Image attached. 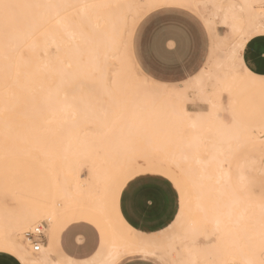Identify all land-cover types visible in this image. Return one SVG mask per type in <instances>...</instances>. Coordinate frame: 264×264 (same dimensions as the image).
<instances>
[{"label":"bare ground","instance_id":"obj_1","mask_svg":"<svg viewBox=\"0 0 264 264\" xmlns=\"http://www.w3.org/2000/svg\"><path fill=\"white\" fill-rule=\"evenodd\" d=\"M199 2H201L202 4H205L206 2H208V0H199ZM212 2H213V4H212L213 10L212 9L211 10H212V18L213 19H209V20H207V21L205 20V21H206V24H207L209 31L217 39L216 49L217 48L222 49L223 53H224L223 59H217V60H216L215 56H213V54L210 55V57H211L210 59H211V61H213V64L215 63L216 66L225 67V69L220 74H218V72H217V74H218L217 76L219 77V79L217 77H215L216 79H218V81L215 79L216 80V81L214 80L215 84L213 83L214 86L216 85V87L219 88V85L217 86L219 80L221 81L223 79L222 80L223 83H221V84H225V87H226V86L230 85L228 80H230L232 78H236V75L240 74L238 71H236L234 69V55H235L237 49H239V52H240V63L246 65L248 68V64L246 62V56H245V54H246V43L253 36H255L257 34L264 33V5H263L264 3H263V0H225L224 2L222 0H213ZM135 6L136 5H135L134 0H122V1H120V0H0V66H4L6 68V66L7 67L12 66L11 64H13V65L15 64V66H16V64H19V65H23L26 67L27 66L32 67V68H30V70L28 68H26V71H25V72H27L25 77L29 81L35 80V75L33 72H37V73L40 72L42 74V73H45L46 71L50 72V76H51V78H53V80L57 79L58 80L57 82H62L63 84L68 83L69 81L78 80V79H80L81 82H84L88 78V79H91V81L95 80L94 82H96L100 79L106 78L109 71L112 69V68L109 69V67H108L109 58L113 59V57H114L116 59V54H117L116 50L118 52H120L117 49L118 41L120 39L122 40V38H123L120 36V34H121L120 33V27L123 24L126 25V22L129 20V19L127 21L124 20L126 17V14H128V12L131 11L132 14L136 13V11H135L136 7ZM137 9H140V6H138ZM198 10H199V8H198ZM138 12H140V11H138ZM202 14H204V13H202ZM216 17L220 18V22L222 24H228L230 26L233 37L235 36L236 40L229 41L228 36H224L222 34L223 33V32H221L222 30L220 31L219 26H216V24H215L216 21L214 19ZM128 27H129V23H128ZM124 29H125V27H124ZM125 33H127V32L125 31L123 33V36ZM121 43H122V41H121ZM41 50H42V53L43 52L46 53V55L44 53V55L46 57V60H44V61H42L40 58V51ZM45 57H44V59H45ZM115 61H117V60H115ZM118 61H119V59H118ZM117 64H119V63H117ZM35 65L44 66V67H43V69L38 71V69L34 67ZM111 66H112V64H111ZM114 66H116V63ZM120 66H121V63H120ZM221 67H219V70H222ZM116 68H117V66L114 69H112L110 72L113 73V70L116 72V70L118 69V68L117 69ZM123 68H125V67H123ZM199 69H201V68H199ZM125 70H126V68H125ZM248 70H249V68H248ZM15 71H16V69H15ZM211 71H210V73H211ZM18 72H19V70H18ZM29 72H31V73H29ZM134 75H135V73H134ZM115 76H117V75H115ZM115 76H114V78H116ZM135 76H137V74ZM36 77L38 78L39 76L36 75ZM125 77H127V76H125ZM144 77H145V75H144ZM146 79H147V77H146ZM53 80H52V82H53ZM112 80L114 81V79H112ZM125 80H128V79H125ZM18 81L19 80H17L16 77L11 78L8 75L0 76V82H1L0 88L4 89L8 86V85L7 86L4 85L5 82L7 83V82H18ZM122 81H123V78H122ZM134 81H136V80H134ZM107 82H109V81H107ZM115 82H116V80L114 81V86H117V85H115ZM97 83L98 82H96V84ZM137 83H139V81ZM253 83L257 88L264 89V84H261L259 81L253 82ZM63 84L60 85V83H59V85H57V87L54 91V95L49 93L52 100H49V98L43 99L42 107L44 106V108H47L46 110L45 109H43V110L48 111V109H52L54 111H58V113L61 115H63V114L66 115V113H68L69 110L73 111V113L76 114V111H78V110H79V112H81V110H84V109L91 110L90 107H94L96 105L97 106L99 105L98 108H100L101 104H98L99 101L95 102L97 104L93 105L94 100H93L92 104L90 103L91 105L89 106L88 98L85 99V100H87V102L85 100L81 99L82 102L73 103L71 100V97L63 95V94H65L63 89H64V86H66V85L63 86ZM94 84H91V85L89 84V85L95 91V90H97L98 86L96 87V84L95 85ZM133 84H134V82H133ZM100 85L101 84H99V86ZM118 85H119V83H118ZM156 85L160 86V84H158V83ZM156 85L154 86L151 84L150 87L149 86L142 87L145 89L144 93L146 95H147V93H149L151 95L153 93H156L155 92V89L157 88ZM109 86L110 85H108V87ZM134 86H132V87H134ZM25 87H27V86H25ZM76 87L77 86H75L74 89H76ZM161 87H160V89H162L163 90L162 92L164 93L163 88H165V87L163 86V84ZM89 88L87 87L88 90H89ZM100 88H101V90H100L101 93H103V92L105 93L106 91H108L106 88V85H105L106 89L104 87L102 88L101 86L98 89H100ZM78 89H80V88H78ZM103 89H105V91ZM122 89H123V87H122ZM133 89H135V88H133ZM136 90H138V88ZM216 90L217 89H214L213 91H216ZM13 91H14L13 88H8L4 92H3V90L0 91V95L4 94L8 98H12L11 96H12ZM70 91L72 92V90H70ZM120 91H121V89H120ZM217 91H219V90H217ZM1 92H3V93H1ZM132 92L133 93L135 92L134 94L137 93L136 91H132ZM139 92L140 91H138V93ZM46 93L47 92H44V94H46ZM175 93H177V92H174V98L177 96V95L175 96ZM210 93H211V91H210ZM57 94H59V96H57ZM213 94H214V92H213ZM47 96H49V95L47 94ZM168 96L171 97V99H172L173 93H172V96H170V95H168ZM22 97H24V96L22 95ZM147 97H145V95L143 97V95H142L141 99H144ZM166 97H167V95H166ZM169 97H167V98H169ZM24 98L27 99V97H24ZM126 98H127V96H126ZM151 98H154V97H151ZM111 99H112V97H111ZM141 99H139V101ZM1 100L2 99H0V101ZM135 100H137V99H135ZM135 100H133L132 102H134L133 104H135L136 102L139 103L138 105H137V103L135 105L137 106V108L139 106V109L141 112L138 113L139 112L138 109L136 111H138L137 113L141 115V117H140V120H141V118L142 119L145 118V117H143L142 112L146 113L145 112L146 110L143 111V106H146V105L140 106L141 101L138 102ZM164 100H165V102H164ZM15 101H17V100H15ZM168 101L169 100L166 101V99H163V101H161L160 103L164 102L165 104L164 103L163 104L166 105V103ZM14 102L11 101L10 104L8 103L9 105H4V103L2 102L3 105H0V110H2V109L5 110V107H7V106H8L7 108L12 109L11 107L13 106ZM117 102H118V100H117ZM119 102H118V104H121V102L120 103ZM144 102H145V100L142 102V104ZM154 102H156L155 99H154ZM21 103H23V101ZM40 103H42V102H40ZM149 103H150V101H148V103L146 102V104H149ZM170 103L173 104L172 102H168L166 107L169 106ZM155 104H157V102ZM171 104H170V106H171ZM39 105H41V104H39ZM159 105H161V104H159ZM159 105H157V106H159ZM36 106H38V105H36ZM97 106H96V108H97ZM124 106H126V104ZM25 108H27V106L24 107L23 109H25ZM39 108L42 109L41 106ZM107 108H109V106H107ZM174 109H176V108H174ZM16 110H17V108H16ZM26 110H24V111H26ZM170 110H169V112H167V114L169 116L168 117V123H170V124L173 123L172 125H175L177 127V129L181 128L180 125L182 123L181 118H179L178 114H180V116H181V114H184L186 124H188L189 126L192 125V127L193 126H199L198 125V122H199L198 117L200 115H203L202 114L203 111L199 110V111H197V113H198L197 117L193 119V118L189 117L190 115H188V111L184 110L183 112L177 111L178 114L176 113V116H173L172 113L175 115V110H172L173 112H171ZM5 111H7V110H5ZM8 111L11 114L12 111L11 110H8ZM24 111L22 112V113H25V115L23 114L24 116H26V114L29 115V113H26ZM34 111H36V110H34ZM49 111H51V110H49ZM18 112L19 111H17L16 113H18ZM28 112H30V111H28ZM38 112H39V110H38ZM41 112L43 113V111H41ZM91 112H92V110H91ZM91 112H90V114H91ZM94 112H96V111H94ZM1 113H2V111H1ZM85 113H88V111ZM116 113H117V111H116ZM163 113L166 114L165 112H163ZM3 114H4V112H3ZM54 114H55V112H54ZM124 114L126 115V113H124ZM129 114H127L126 117L131 118L133 116V114H131L130 112H129ZM157 114H158V112H157ZM157 114H155V115H157ZM16 115H18V114H16ZM108 116H106V117H108ZM40 117H41V114H40ZM91 117L92 116L90 115V118H86V120L87 121L92 120ZM48 118H51V117H48ZM135 118L133 120L134 122H138V123L143 122V121H137V120H139L138 117H137L138 119H135ZM112 119H114V118H112ZM2 120H5V119H2ZM26 120H27V118H26ZM28 121H29V118H28ZM35 121H37V118ZM49 121H50V119H49ZM109 121H111V120L108 119L107 122H109ZM126 121H127V119H126ZM126 121H125L126 124H124V122L120 123V124H124L125 126H127V123L128 124L131 123L130 121H128V122H126ZM144 121H145V119H144ZM111 122H113V121H111ZM3 123H7L8 124L7 126L10 125V127H11L10 119L9 120L6 119V121ZM33 123H35V122L33 121ZM50 123H53V121L52 122L50 121ZM1 124L2 123H0V125ZM46 124H48V123H46ZM56 124H54V125H56ZM60 124L63 125L61 122L58 125H60ZM107 124H108V128H110L109 127L110 124L109 123H107ZM132 124H135L136 128H138V126H137L138 124H136V123H132ZM27 125H30V124H27ZM129 125H131V124H129ZM135 125H133V127ZM12 126H14V125H12ZM10 127L9 128L7 127V129H10ZM130 127H129V129H130ZM200 127L202 128V126H200ZM108 128L104 127V129H103L102 127L101 128L99 127L100 130H103V132L101 134H100L101 131L98 128H96L98 130H96L95 128L94 129L96 131H98L99 133L98 132H96V133L102 137L104 135L103 133H104L105 129H106V131H109V130H107ZM112 128L113 127H111V129ZM148 128H149V126H148ZM140 130H142V128ZM9 131L11 132L12 130H9ZM61 131H63V129ZM66 131H68V130H66ZM69 131H68V133H70ZM74 131H75V129H74ZM113 131H114V133L109 134L112 136H108L107 135L108 132H107L105 134L106 142L101 143L103 145L106 143L104 145V147L106 145L109 147L108 150H106L104 154H107V151H108V154H111V156L109 155L110 158H113V156H114V159L111 161H108V160L105 161L104 155H103L104 156L103 161L99 160L102 156L101 157L97 156V157H99V159L98 160L93 159L94 161H92V162H89L87 160V158H85L86 161H84L83 159L79 160V158L82 157L84 152H86V153L88 152L87 148H89V144L84 143L83 142L84 140L83 141L80 140V137L77 134H73L70 137H69V134L65 135L66 140L64 139L65 142H63L62 144H59V141L57 143L55 142L56 144H58V147H60V149H61L60 151H57V153H60L61 156H63V154H64V157H65V155L68 156V154H72V153L75 154V157H77V158L75 159V157H74V159H75L74 162L77 164V166L82 167V163H84V162L89 163V169L92 171L91 175L96 179V182H95L96 185H93L91 182L89 183L88 180L90 178L88 180H83L81 178L82 176H80V177L77 176L78 178H81V179L78 180V178H76L77 179V181H76L73 178L75 181H73V179H72L73 184L70 187L69 186L70 184L68 183V182H70L69 180H64V182H61V180L59 181L58 177H57V179L55 178L56 173H54L53 174L54 178H53V182H52V193H50V198L45 197L46 199L48 198V200L46 201L44 199L45 202L43 203V205H41L42 206L41 207L42 215L39 217V219L45 218L47 220V225H45L42 222L37 223V225L43 224V230L42 231H43V233H44V230L46 231V236L48 238L49 246H43V239H42L41 246H40V249L38 251H35L31 247V244H30L28 238L26 237V232L34 229L36 226V225H34L31 229L25 231V238L29 242V246H30L31 250L33 252H36V253L38 252V254H33L29 250V247L27 246V244H25L22 235H19L21 233V231H20L21 229L20 230L18 229L19 230L18 233L15 232V233H11L10 235L3 234V232L0 230V251H6L8 253H12L13 255L18 257L23 264H63L60 260L56 259L57 257L55 258V251H54L53 245L51 243V238L53 239L52 234H53V228L55 226V220L54 219L61 212H66V217H68V218L78 216V215H81V216L86 215V217H88V216L89 217H91V216L97 217V218H99L105 222V224L111 230V234H112L111 247H110V250L105 255V257L100 262H98L96 264H114L115 260L120 257L121 253H123V250L125 249V245H129L130 242L125 240L122 237V235L119 234L113 228V226L110 222L108 213H107V209L105 207L106 206L105 203L107 202L105 195L108 192L107 186H109L111 181H112L111 178H110L111 180L109 179V173L111 172L110 169H112L114 175L116 176L118 174V172H120V170L123 167H126L131 162L137 161L140 158H143V156H146V153H148V150H145V151L142 150L141 153L136 152V154H134V150H132L130 147L128 148L125 146L126 140L125 141H123L124 139L123 140H120V139L117 140L118 137L115 136V135H117L116 130L112 129L111 132H113ZM134 131H137V130H134ZM262 131L264 132V125H263ZM144 132H145V128H144ZM155 132H157V131H155ZM179 132H180V130H179ZM13 133H14V131H13ZM47 133H48V131H47ZM128 133H129V131H128ZM181 133L183 134V132H181ZM7 134H9V132H7ZM7 134H5V135H7ZM70 134H72V133H70ZM53 136H55V135L53 134ZM63 136H64V134H63ZM66 136H67V138H66ZM103 137L101 138L100 141L103 140ZM110 137L111 138L113 137V139H112V142L109 143L107 141V139H109ZM115 137H117V138H115ZM145 137H146V135H145ZM242 137H239L237 134L236 135L235 134H228V135L226 134L224 137V141H225L224 143L218 142L217 145L211 144L214 147V151L210 152L208 159H204L201 157V154L199 152L200 147L203 146V143H204L203 140L204 139L209 141V139H212V138L196 135L195 138L190 140V139H187L186 136L185 137L182 136V138L179 136V138L183 139V144L181 142H179V143H181L182 147L181 146L177 147V148H175V150L173 149V151H175V152H170V153H173V154H171L173 157H176V156L180 157L182 159V161L178 160L180 158L175 160L171 155H170L171 158L168 155V158L171 159L172 163H175V161H177L176 162L177 166L180 165L179 162L183 163L182 169L185 172H188L186 174H188L187 176L189 177L190 183L194 187V194L196 196V200H195L196 205L195 206H198V208L201 211H203L204 216H205L204 218L207 219L212 225V231H211L212 236L208 235V233H206L204 231H201L194 224H189L186 227V229L182 232V234L175 241L176 246L178 245V247L180 248V249H178L179 251L176 254H174L175 260L179 264H264V258H262L260 256L261 252L259 253L260 249L264 248V201H258V200L250 199L248 197H245L242 193L239 192L238 182L240 179L242 180V178L239 177L240 179L237 181V179L235 177L236 175L234 176V169H233V166L231 165V160H230V156L237 153L238 152L237 150L239 149V147L241 145H243L244 141L242 140ZM129 138H131V137H129ZM142 138H143V135H142ZM97 139H99V137ZM253 139L256 142L259 141V144H262L261 142L264 141V134H257L253 137ZM69 140H76L75 144L70 143ZM110 140L111 139H109V141ZM159 140L161 141L163 139H159ZM230 140H231V142H230ZM100 141H98V142H100ZM128 141H130V140H128ZM128 141H126V142H128ZM152 141L153 140H151V142ZM107 142H108V144H107ZM149 143H147V145H149ZM97 145H100V143H98ZM103 145H101V147H103ZM45 146H46V144H45ZM107 146H106V148H107ZM256 146H257V144H256ZM261 146H264V145L262 144ZM52 148H55V144H54V147H52ZM103 148H101V149L103 150ZM159 149H160V147H159ZM3 153H4V151L2 152V155H4ZM90 153H91V151H90ZM170 153H168V154H170ZM43 154H44V152H43ZM7 155H9V153ZM88 155H90V154H88ZM151 156H153V155H151ZM248 157L249 158L246 160L243 159L244 160L243 162L245 163V166L247 168L251 167L252 163L258 162L257 158L254 157V155H250ZM244 158H246V157H244ZM59 160L58 161L61 162V159H59ZM63 160H65V159H63ZM173 160H175V161H173ZM48 161H49V159H48ZM168 161H170V160H168ZM225 162H227L228 164H225ZM62 164H63V162H62ZM70 164L73 165V161ZM51 165H53V164H51ZM51 167L53 169L54 166H51ZM240 167L241 166L238 165V169ZM260 167H259V171L261 170ZM89 169H88V171H89ZM252 169H253V167H252ZM63 171H64V169H63ZM66 173H68L70 175H75V174H71L68 171H66ZM68 174H66V175H68ZM71 178H72V176H71ZM120 182H118V183H120ZM181 190H182V188H181ZM119 192L122 194L124 192V190L121 191V189H120ZM117 193H118V191H117ZM120 193H118V194L120 195ZM60 199L63 200L62 203L59 202ZM114 200H115V198H114ZM117 202L120 203V200ZM113 206L115 207L114 204H113ZM115 208H117V207H115ZM118 215L120 216V213ZM33 219H34V216H32V215L25 216L22 218V221L20 223H18V225L16 227L21 228L24 224H28V222H31ZM36 220L33 223H35ZM31 224L29 223V225H27V226H31ZM200 235L205 239V241H203V242L201 241V243L199 241ZM43 237H44V234H43ZM160 248H163V247L161 246ZM174 250H176L174 244L170 245L167 248L166 253H173ZM145 251H147V250H145ZM154 252H155L154 254L157 257H159L160 259L163 258L164 253H162L160 251L159 252L154 251ZM176 262H175V264H177Z\"/></svg>","mask_w":264,"mask_h":264},{"label":"rangeland","instance_id":"obj_2","mask_svg":"<svg viewBox=\"0 0 264 264\" xmlns=\"http://www.w3.org/2000/svg\"><path fill=\"white\" fill-rule=\"evenodd\" d=\"M120 1H122V0H120ZM210 1L212 2L213 0H210ZM210 1L208 0V2H206L205 4H202L201 2H199V0H134L135 5H136L135 6L136 10L135 9L134 10L136 11V13L132 14L131 11L128 12V14H126V17L124 19L125 21H127L129 19L126 22V25H124V24L122 25L120 23L122 25L120 27V33H121L120 36L123 37L122 40L120 39L117 43V49L120 52H118L116 50V53H117L116 59L113 57V59L109 58V60H108L109 61V64H108L109 69L110 68L114 69L117 66V68L119 70L116 68L117 69L116 72L113 70V73H112V72H110L112 70L111 69L109 71L108 75L106 76V78H103V79L96 81V82H98L97 84H96V82H94L95 80L91 81V79H88V78L84 82H81L80 79H78V80H72V81H69L68 83L63 84L62 82H57L58 81L57 79L53 80V78H51V76H50V72H48V71H46L45 73H42L43 75L40 72L39 73L33 72L35 75V80L29 81L25 77L27 74V72H25V71H26V68H28L30 70V68H32V67H28V66L26 67V66L19 65V64H16V66H15V64L14 65L11 64L12 66H8V67L6 66V68L4 66H0V76L8 75L11 78L16 77V79L19 80L18 82H7V83L5 82L4 85L5 86L8 85V86L4 89L0 88V91L3 90V92L8 88H13V90H14L12 92V96H11L12 98H8L4 94L0 95V97H1L0 99H2L0 101V105H3L2 102L4 103V105H9L11 103V101L14 102L15 100H17L14 102L13 106L11 107L12 109L7 108L8 107L7 106V107H5V110H7V111H5L2 108H1L2 110H0V123H2L0 125V152H1L0 153V230L3 232V234L10 235L11 233H15V232L18 233L19 230L21 229L20 230L21 233L19 235H22L25 244H27V246L29 247V250L33 254H38V252L36 253V252H33L31 250V248L29 246V242L25 238V231L31 229L34 225H37L38 222H40V223L42 222L45 225H47V220L45 218L40 219V220H38V219L42 215V210H41L42 206L41 205H43V202L41 201V199H43L44 196H47V195L50 196V192L52 193V182H53V178H54L53 174L56 173L55 178L57 179V177H58L59 181L61 180V182H64V180H69L70 182H68V183L70 184L69 185L70 187L73 184L72 179L74 178L77 181L76 178H78L80 176H82L81 178L83 180H88L90 178L88 180L89 183L91 182L93 185H96V183H95L96 179L91 175L92 171L89 169V163L84 162V163H82V167L77 166V164L74 162L75 159L77 158V157H75V154L72 153L74 155L73 156L72 154L67 153L68 156L65 155V157H64V154H63V156H61L60 153H57V151H60L61 149H60V147H58V144H56V143L58 141H59V144H62L63 142H65L64 139H65V135H67V134H69V137L73 134H77V135H79L80 140H82V141L84 140L83 141L84 143L89 144V148H87L88 152L87 153L84 152L82 157L79 158V160L83 159L84 161H86L85 158H87V160L89 162H92V161H94L93 159L98 160L99 157L102 156L103 158L101 157L99 160L103 161L104 156H105V161H107V160L111 161L114 159V156H113V158H110L111 154H108V151H107V154H104L105 151L108 150L109 147L106 145L107 146V148H106V146L104 147V145L106 143L104 145L101 143L106 142L105 134L107 132H108V134H107L108 136H112L109 134L114 133V131L111 132L112 129H114V130H116V134H117V135H115V134L114 135L118 137V138L115 137V138H117V140L118 139H120V140L124 139L123 141L130 140L128 142L125 141L126 145L125 144L124 145L126 147H128V148L130 147L132 150H134V154H136V152L141 153L142 150H144V151L148 150V153H146V156H143V158H140L137 161H133L129 165H127L126 167H123L120 170V172H118V174L116 176L114 175L112 169H110L111 172L109 173V179L111 178L112 181H111L110 185L107 186L108 190L110 187H112L111 184L113 182L116 183L115 185H117V183L120 181H121L120 183H122L123 182L122 180H124V176L129 171L137 170L138 173H144L145 172L144 170L149 169L152 172L157 171V172H155L156 174L166 173L167 175L171 176L172 177L171 180H168L166 177L164 179H166L168 182H170V184L174 188V191H175L176 197H177L176 210H175V213H174L172 219L164 227L157 229V230H154V231H144V230L132 228L130 226L127 227L126 225L122 224L119 221V219L117 218L112 201L108 200V202L105 203V205H106L105 207L108 210V216H109V219H110V222H111L113 228L116 231L121 232L123 235H125L126 233L132 234V238L134 240V243L129 244V245H125V249H126V247H128V250H135L139 253H142V255H140L139 257H131L129 259L141 258V259L152 260L158 264H175L176 260H175L174 254H176L179 251L178 249H180L178 247V245L176 246L175 241L182 234V232L186 229V227L189 224L196 225L201 231H204V232L208 233V235L212 236V233H211L212 225H211V223L207 219L204 218L205 216H204L203 211H201L198 208V206H195L196 205V202H195L196 196L194 194V187L190 183L189 177L187 176L188 174H186L188 172H185L182 169V167H183L182 162H179L180 165L177 166V164H176L177 161H175V160H177L180 157H178L176 155H175L176 157H173L171 155L173 153H170V152H175V151H173V149L175 150V148L181 146V143L183 144V139H181L182 136L183 137L186 136L187 139L191 140V139L195 138L196 135H199V136H203V137L212 138V139H209V141L204 139L203 140L204 141L203 146H201L200 150H199L201 157L204 159H208L210 152L214 151V147L211 144L217 145L218 142L224 143L225 142L224 137L226 134L227 135L228 134H235V135L237 134L239 137L243 136L242 137V140L244 141L243 145H241L239 147V149L237 150L238 151L237 153L230 156L231 165L233 166V169H234V176L235 175L237 176L239 174L238 170L240 169V168L238 169V165L241 166L242 168H244L245 163L243 161L248 159L249 158L248 156H250V155H254V157H256L258 160V162H257L258 165H260L261 167H264V159H263L264 158V156H263L264 155V148H263L264 146H261L262 144L264 145V141L261 142L262 144H259V141L256 142L253 139V137L255 135L264 133L262 131L264 121H263V123H261L259 125L245 124V123L241 122L240 119H238L234 113L232 114V112L229 111V109L227 107L228 93H232L231 90H232L233 86H231V85L241 76L240 74L236 75V78H232L233 80L232 79L228 80L230 86L225 87V84H221V83H223V81H222L223 79L221 81L219 80V82L217 84V86L219 85V88H217L216 85L215 86L213 85V83L215 84V81L216 80L218 81V79H219V77L217 75L220 74L225 69V67L216 66V64L215 63L213 64V61H211V59H210L211 54H213V56H215L216 60L217 59H223V57H224L223 50L218 49V48L216 49L217 39L211 34V32L209 31L207 24H206L207 20L213 19L212 18V10H213L212 4H213V2L211 3ZM222 1L224 2L225 0H222ZM263 3H264V0H263ZM138 6H140L141 10L137 9ZM198 8H199V10H198ZM138 11H140V12H138ZM202 13H204V14H202ZM160 14L167 15L169 17H177V18L188 17V18H192V19H198L202 23H204L207 27L209 37H210L209 38L210 43H209V48H208L209 51H207V53L203 56L202 59H200V61L196 62L197 64L193 70L194 72L191 75H189L184 81L171 83V82H162V81L154 79L152 77L150 78V75L143 72L142 68L140 67V65L138 64V62L135 60V58L133 56L132 38L134 36V32H135L136 28H138L140 23L143 22L144 20L149 19V18H153L156 15H160ZM214 20L216 21L215 22L216 26H219L220 31L222 30L221 31V32H223L222 34L224 36H228L229 41L236 40L235 39L236 37L235 36L233 37L231 28L228 24H222L220 22V18H218V17H216ZM128 23H129V27H128ZM124 27L126 30L124 29ZM125 31L127 33H125L123 36V33ZM121 41H122V43H121ZM44 53L45 52L42 53V50L40 51V58L42 61L46 60V57H45L46 53H45V55H44ZM44 57H45V59H44ZM114 59L117 61H115ZM118 59H119V61H118ZM115 63H116V66H114ZM117 63H119V64H117ZM120 63H121V66H120ZM111 64H112V66H111ZM34 67L37 68L39 71V70L43 69L44 66L35 65ZM123 67H125L126 70ZM219 67H221L222 70H219ZM199 68H201V69H199ZM15 69L17 72L15 71ZM18 70H19V72H18ZM210 71L212 74L210 73ZM217 72H218V74H217ZM29 73H31V72H29ZM123 73L124 74L126 73V74L124 75ZM134 73H135V75L137 74V76H135ZM112 74L114 76L117 75V76H115L116 78H114V76ZM143 74L145 75V77ZM36 75H38L39 77L37 78ZM125 76H127V77H125ZM146 77H147V79H146ZM215 77H217L218 79H216ZM122 78H123V81H122ZM51 79L53 80V82ZM112 79H114V81L116 80L115 85H117V86H114V81ZM125 79H128V80H125ZM134 80H136V81H134ZM107 81H109V82H107ZM138 81H139V83H137ZM133 82H134V84H133ZM156 82L158 84H160V86L156 85L157 84ZM59 83H60V85L63 84V86L66 85V86H64V89H63L65 92V94H63V95L71 97V100L73 103H75V102L79 103V102H82V100H85L88 98L89 106L92 104V102L94 100L93 105L97 104L95 102L99 101L98 104H101L100 108H98L99 105L98 106L96 105L97 108H96V106H94L95 108L90 107L92 112L89 109L88 110H86V109L81 110V112H79V110L78 111L75 110L76 114H74L73 111L69 110L68 113H66V115L65 114L61 115L58 113V111H54L52 109H48V111H45L47 108H44V106L42 107L43 99L49 98V100H52L49 93L54 95V91H55L57 85H59ZM94 83L96 84V87L98 86L97 90H95V91L90 86L91 84H94ZM118 83H119V85H118ZM243 83L245 84V82H243ZM99 84H101L100 86L102 88L103 87L105 88V85H106V88L108 91H106L105 93L102 91L103 93H101V91H100L101 88L98 89L100 87ZM151 84L154 86L156 85V87H157L155 89L156 93H153L152 95L147 93V95H146L144 93L145 89L142 87H146V86L150 87ZM162 84L166 88V89L163 88L164 93L162 92L163 90L160 89ZM249 84L250 83L246 84V86H249ZM108 85H110V86L108 87ZM131 85L132 86L135 85V86L132 87ZM25 86H27V87H25ZM75 86H77L76 89H74ZM87 87L88 88L90 87L89 88L90 91L87 89ZM122 87H123V89H122ZM78 88H80V89H78ZM133 88H135V89H133ZM137 88H138V90H136ZM105 89H103V90L105 91ZM120 89H121V91H120ZM214 89H217L219 91H217V90L213 91ZM258 89H260V88H258ZM70 90H72V92ZM209 90L211 91V93ZM261 90H264V89H261ZM132 91H136L137 93H138V91H140L139 92L140 94L139 93L134 94L135 92L133 93ZM3 92H1V93H3ZM44 92H47V93L44 94ZM174 92L178 93V94L175 93V96L179 95L178 97L176 96L177 98L176 97L174 98ZM213 92H214V94H213ZM172 93H173V97L171 99V97H169L168 95L172 96ZM47 94L49 96H47ZM22 95L24 97H27V99L22 97ZM142 95H143V97H144V95H145V97H147V96L148 97L141 99ZM166 95L170 99L167 98ZM57 96H59V94H57ZM126 96H127V98H126ZM111 97H112V99H111ZM151 97H154V98H151ZM135 99H137V100H135ZM139 99H141L140 100L141 101L140 106L146 105V106H143V111L146 110L145 111L146 113L142 112L143 113L142 115L145 118H143V119L141 118V120H140L141 115L138 114L141 112L139 109V106L137 108V106L135 105L137 102L135 104H133L134 102H132L133 100L140 102ZM154 99L157 102V104H155L156 102H154ZM163 99H166V101L169 100L168 102H172L173 104L170 103L171 106L169 104V106L166 107L168 102L166 103V105H164L165 100L163 102L164 104L160 103L161 101H163ZM21 100L23 101V103H21L22 102ZM117 100H118V102L120 101L121 104L122 103L123 104L122 105L118 104ZM144 100H145V102L142 104V102ZM85 101L87 102V100H85ZM148 101H150V103L146 104V102L148 103ZM40 102H42V103H40ZM38 103L41 105H39ZM125 104L127 107L124 106ZM138 104L139 103H137V105ZM159 104H161V105H159ZM36 105H38V106H36ZM157 105H159L160 107ZM26 106H27V108L23 109ZM40 106L42 109L39 108ZM107 106H109V108H107ZM16 108H17V110H16ZM174 108H176V109H174ZM37 109L39 110V112ZM43 109H45V110H43ZM137 109L139 112L136 111ZM8 110H11L13 113L10 111L11 112V114H10ZM24 110H26V111H24ZM34 110H36V111H34ZM49 110H51V111H49ZM169 110L171 112H173L172 110H175V115L172 113L173 116H176V113L178 114L177 111L183 112L184 110H186V111H188V115H190L189 117L193 118V119L197 117V114H198L197 111H199V110L203 111V113H202L203 115H200L198 117L199 118L198 119L199 120V122H198L199 126H193L192 127V125H190L191 126L190 127L185 122L184 114H181V116H180V114H178L179 118H181L182 123L180 125L181 128L177 129V127L175 125H172L173 123H171V124L168 123V117L169 116H168L167 112H169ZM1 111H2V113H1ZM17 111H19V112L21 111V112L16 113ZM23 111L26 113H29V115L26 114V116H24L25 113H22ZM28 111H30V112H28ZM41 111H43V113ZM87 111H88V113H85ZM94 111H96V112H94ZM116 111H117V113H116ZM3 112H4V114H3ZM54 112H55V114H54ZM90 112H91V114H90ZM129 112L131 114H133V116L131 118L126 117V115L129 114ZM157 112H158V114H157ZM163 112H165L167 115L164 114ZM124 113H126V115ZM16 114H18V115H16ZM40 114H41V117H40ZM155 114H157V115H155ZM90 115L93 118L91 117L92 120L87 121L86 118H90ZM105 115L106 116L109 115L108 116L109 118L106 117ZM48 117H51V118H48ZM137 117L139 118V120H137V121H143V122L142 123L134 122L133 121L134 118L138 119ZM26 118H27V120H26ZM28 118H29V121H28ZM36 118H37V121H35ZM112 118H114V119H112ZM2 119H5V120H2ZM6 119H8V120L10 119L12 128L10 127V125L7 126L8 125L7 123H3L6 121ZM49 119L51 122L53 121V123H50ZM108 119L113 121V122H111V121L107 122ZM126 119H127V121H126ZM144 119H145V121H144ZM33 121L35 123H33ZM125 121L126 122L130 121L131 123H129V124H131V125H129L127 123V126H125L124 125V124H126ZM60 122L63 125H61V124L58 125ZM123 122H124V124H120ZM46 123H48V124H46ZM107 123L110 124L109 125L110 128H108ZM132 123L138 124L137 125L138 128H136V125L132 124ZM27 124H30V125H27ZM54 124H56V125H54ZM12 125H14L15 127ZM133 125H135L134 126L135 128L133 127ZM6 126L8 128L10 127V129H7ZM98 126L100 128L102 127L103 129H104V127L108 128L107 130H109V131H106V129H105V131L103 133L104 134L103 136L105 138L102 136L103 137L102 141H100L102 137L96 133V132H98L96 130L99 129ZM148 126H149V128H148ZM200 126H202V128ZM111 127H113V128L111 129ZM129 127H130V129H129ZM143 127L145 128V132H144ZM46 128L47 129L49 128V129L47 130ZM61 128L63 129V131H61L62 130ZM94 128L95 129L98 128V129L95 130ZM139 128L140 129L142 128V130H140ZM74 129H75V131H74ZM9 130H12V131L10 132ZM66 130H68V131L70 130L69 132L72 134L68 133V131H66ZM134 130H137V131H134ZM179 130H180V132H179ZM13 131H14V133H13ZM47 131H48V133H47ZM100 131H101L100 132V134H101L103 132V130H100ZM128 131H129V133H128ZM155 131H157V132H155ZM7 132H9V134H7ZM181 132H183V134ZM62 133L64 134V136ZM5 134H7V135H5ZM53 134L55 136H53ZM142 135H143V138H142ZM145 135H146V137H145ZM179 136L181 138H179ZM98 137H99V139H97ZM129 137H131V138H129ZM66 138H67V136H66ZM109 139H111V140L109 141ZM109 139H107V141L110 143V142H112L113 137L112 138L110 137ZM159 139H163V140L160 141ZM151 140H153V141L151 142ZM75 141L76 140H69L70 143H74V144H75ZM98 141H100V142H98ZM108 142H107V144H108ZM179 142H181V143H179ZM230 142H231V140H230ZM53 143L55 144V148H52V147H54ZM98 143H100V145H97ZM147 143H149V145H147ZM45 144H46V146H45ZM256 144H257V146H256ZM101 145H103V147L105 149L103 147H101ZM100 147L103 148V150ZM159 147H160V149L162 148L163 150L162 149L160 150ZM3 151H4V153H3L4 155H2ZM90 151H91V153H90ZM43 152H44V154H43ZM8 153H9V155H7ZM168 153H170V154H168ZM88 154H90V155H88ZM151 155H153V156H151ZM168 155H169V157L171 155L175 159V160H173V161H175V163H172V161L170 159L171 157L168 158ZM97 156H99V157H97ZM74 157H75V159H74ZM244 157H246V158H244ZM47 158L49 159V161ZM59 159H61V162H59L60 161ZM63 159H65V160H63ZM168 160H170V161H168ZM178 160L182 161L181 158ZM72 161H73V165L70 164V163H72ZM62 162H63V164H62ZM51 164H53V165H51ZM225 164H228V163L225 162ZM51 166H54L53 169ZM63 169H64V171H63ZM88 169H89V171H88ZM242 170L244 171V174H247L246 178H247L248 184H249V182L252 184V188L248 187L249 188L248 189L247 187H244L243 189L254 191V192L258 191V193H264V179H260V177H256L255 179L252 180V178L250 179V177L252 175H254V173L251 175L250 173H245L246 171L244 169H242ZM66 171L70 172L71 174H75V175H70V174L66 173ZM146 171L149 172L148 170H146ZM65 173L68 175H66ZM156 174H153V175H156ZM71 176H72V178H71ZM140 176H142V175L139 174V177ZM159 176H161V175H159ZM261 176L264 177V174H262ZM81 178H78V180ZM74 179H73V181H75ZM181 188H182V190H181ZM113 190H114V188H112L110 192H113ZM240 191H242V188L240 189ZM110 192L109 191L107 192V194H106L107 196L104 194L106 200L110 199ZM245 197H247V196H245ZM45 200L47 201L48 198L47 199L45 198ZM59 202L62 203L63 200L60 199ZM30 215L34 216V219L31 222H28V224H24L21 228L16 227L18 225V223H20L22 221L23 217L30 216ZM78 216H81V215H78ZM84 216H86V215H84ZM91 217L99 219V218L94 217V216H91ZM66 218H68V217H66V212H61L54 219L55 220V226L53 228V234L51 233L52 236L54 235L56 229L59 227L60 223L63 220H65ZM35 220L37 222L33 223ZM99 220H101V219H99ZM29 223L30 224L32 223L31 226H27V225H29ZM89 223H91V222H89ZM95 227L88 225L86 227H83L82 229L81 228L75 229L77 232V235H76L74 241L78 246H80V248H79V251L76 253H72V254L69 253L70 255L77 257L75 259L89 256L97 248H99V246H100L99 244L101 243L100 242L101 241V233H100V230L97 227L96 228ZM43 234H44L43 246H49V242H48V238L46 236L45 230H44ZM125 240H127V239H125ZM199 241L201 243V241L203 242V241H205V239L200 235ZM51 243L53 245L52 238H51ZM173 244H174L176 250H174L173 253H166L167 248ZM161 246L163 248H160ZM62 248L64 249V251L68 252L63 246H62ZM53 249H54V246H53ZM125 249L123 250V252L125 251ZM145 250H147L149 252L152 251L151 253H153V254L155 253L154 251H158V252L160 251V252L164 253L163 258L160 259L155 254L154 255L156 257L151 255V254L146 255L142 252ZM54 251H55V249H54ZM259 253H260V256L262 258H264V248L260 249ZM94 254H92L91 256H93ZM64 255H66V254H64L62 252V250L59 248V244H58V250L55 251V258L57 257L56 259L60 260L63 264H96L103 259V258L98 259V260L92 261V262L89 261V262L75 263L74 261H68V259ZM91 256H89V257H91ZM86 258H88V257H86ZM81 259H84V258H81ZM119 259H123V256L120 255V257L115 260L114 264H117V261ZM176 263L179 264L178 262H176ZM0 264H23V263L21 262V260L18 257L13 255L12 253H8L6 251H0Z\"/></svg>","mask_w":264,"mask_h":264},{"label":"crops","instance_id":"obj_3","mask_svg":"<svg viewBox=\"0 0 264 264\" xmlns=\"http://www.w3.org/2000/svg\"><path fill=\"white\" fill-rule=\"evenodd\" d=\"M164 16L167 15L160 14V15H156L151 19H157L159 17H164ZM177 19H179L184 24V26L188 29V32L194 37V39L190 47H187L185 49L184 58L181 60L178 69H175L172 72L162 76L151 75L147 73L148 75H150V77L160 80L162 82L173 83V82L184 81L189 75H191L194 72L193 70L197 64L196 62L200 61V59L203 58V56L207 53L209 48L210 37L207 27L204 23H202L198 19H192L188 17L177 18ZM145 21L146 20L141 22L138 28H136L134 32V36L132 38V53L135 60L142 68V70L144 65L140 55V49L143 40ZM245 56L249 71L253 72L256 79L254 81H249L244 79L242 76H240L234 83H232L231 85L233 86L231 90L232 93H228L227 107L229 111L232 112V114L234 113L237 116V118L240 119L241 122L245 124L259 125L264 121V90L258 89L253 82H257L260 80L261 77H264V33L257 34L247 41ZM243 82H245V84ZM248 83H250L249 86H246V84ZM259 167L260 165H258V163H252L251 167L248 168L246 166L245 168L240 167V169L238 170L240 174L236 176V179L238 181L240 178H242V180L240 179L238 182L239 191L242 188V191H240V193H242L243 195L247 196L250 199L263 201L264 193H258V191L254 192L243 189L244 187L252 188V184L250 182L248 184L246 178L247 174H244V171L242 169L246 171L245 173H250L251 175L254 173V175L250 177V179L252 178V180L255 179L256 177H260V179H264V177L261 176L262 174H264V167H260L261 168L260 171H259ZM146 170H148L149 172H147ZM146 170H144L145 171L144 173H139L140 175H142L140 176V178L144 181V183L140 186L147 188L150 192V195L152 196V199L155 201V207L152 209L151 212L142 211L139 208H137L134 211L132 209V204L129 196L125 192L121 194L118 191L120 195L117 193L118 188L121 189V191L124 190L121 187L122 183H117V185H115L116 183L113 182L111 184L112 187L110 188L111 189L114 188V190L113 192H110L111 189L109 188L108 191L110 192V199H107V202L108 200H111L112 203L114 202L113 204L115 205V207L118 208L117 209L114 207V209L116 210L115 211L116 216L122 224L126 225L127 227L130 226L132 228L140 229L144 231H154L164 227L172 219L176 210L177 197L174 188L172 187L170 182L164 179L165 176H159L161 174H156L155 172L157 171L152 172L149 169ZM113 193H115L114 197H113ZM118 196L121 197L119 198ZM45 197L50 198L49 195L44 196V198L41 199L43 203L45 202L44 200ZM119 200L120 203L117 202ZM119 213L120 216L118 215ZM88 225L93 227L96 226L100 230L101 233V241H100L101 243L99 244L100 246L99 248H97L98 250L96 249L92 253L94 254L97 251L93 256H91L92 255L91 254L89 255L91 257L86 256L88 258L81 257L84 259L81 258L75 259L77 257L70 255L72 253L78 252L80 248V246H78L74 241L77 235L75 229H79V228L82 229L83 227H86ZM118 233L121 234L122 237L127 239L128 242H130V244L134 243L131 233H126L125 235H123L121 232ZM52 240L55 251L58 250V244H59V248L62 250L64 254L67 255L64 256L68 259V261H74L75 263H82L89 261L92 262L104 258V256L107 254V252L110 249L112 234L108 226L99 219L86 217V216H74V217L66 218L60 223L59 227L56 229L53 235ZM62 246L68 252L64 251ZM142 252L146 255L151 254L155 256L153 253H151L152 251L150 252L142 251ZM128 264H158V263L152 260L135 258V259H129Z\"/></svg>","mask_w":264,"mask_h":264},{"label":"snow or ice","instance_id":"obj_4","mask_svg":"<svg viewBox=\"0 0 264 264\" xmlns=\"http://www.w3.org/2000/svg\"><path fill=\"white\" fill-rule=\"evenodd\" d=\"M144 23L140 49L144 65L143 72L162 76L178 69L181 60L184 58L185 49L190 47L194 37L176 17L149 18ZM234 69L246 80L254 81L256 79L253 72L249 71L246 65L240 63L239 49L234 55ZM259 82L264 84V77H261ZM161 176H165L168 180L172 179L166 173H161ZM143 183L144 181L139 177L138 171L132 170L124 176L121 187L129 196L134 211L139 208L142 211L151 212L155 207V201L152 199L149 190L140 186ZM119 190L118 188L117 191ZM114 196L115 193H113ZM120 255L123 256V259H119L117 264H128L129 258L139 257L142 253L128 250L126 247Z\"/></svg>","mask_w":264,"mask_h":264},{"label":"built area","instance_id":"obj_5","mask_svg":"<svg viewBox=\"0 0 264 264\" xmlns=\"http://www.w3.org/2000/svg\"><path fill=\"white\" fill-rule=\"evenodd\" d=\"M43 224L36 225L34 229L26 232V237L28 238L31 247L38 251L41 246L42 237H43Z\"/></svg>","mask_w":264,"mask_h":264}]
</instances>
